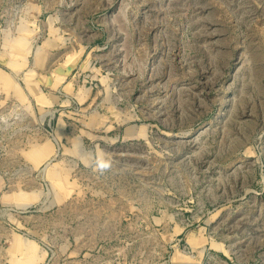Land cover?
<instances>
[{
	"label": "rangeland",
	"instance_id": "374dc122",
	"mask_svg": "<svg viewBox=\"0 0 264 264\" xmlns=\"http://www.w3.org/2000/svg\"><path fill=\"white\" fill-rule=\"evenodd\" d=\"M184 262L264 264V0H0V264Z\"/></svg>",
	"mask_w": 264,
	"mask_h": 264
},
{
	"label": "built area",
	"instance_id": "2783aa9c",
	"mask_svg": "<svg viewBox=\"0 0 264 264\" xmlns=\"http://www.w3.org/2000/svg\"><path fill=\"white\" fill-rule=\"evenodd\" d=\"M50 135H51V138L54 140L57 149L59 150L60 149V145L58 143V140L55 138L54 134L50 133ZM176 244L178 245V242ZM182 251H184V249H182Z\"/></svg>",
	"mask_w": 264,
	"mask_h": 264
},
{
	"label": "crops",
	"instance_id": "0c3cea01",
	"mask_svg": "<svg viewBox=\"0 0 264 264\" xmlns=\"http://www.w3.org/2000/svg\"><path fill=\"white\" fill-rule=\"evenodd\" d=\"M64 88H65L66 90H71V87H69V85H68L67 83L65 84Z\"/></svg>",
	"mask_w": 264,
	"mask_h": 264
},
{
	"label": "bare ground",
	"instance_id": "6f19581e",
	"mask_svg": "<svg viewBox=\"0 0 264 264\" xmlns=\"http://www.w3.org/2000/svg\"><path fill=\"white\" fill-rule=\"evenodd\" d=\"M185 256V255H184ZM188 256V255H187ZM191 257V256H190ZM180 263L182 262V261H179ZM186 262H184L183 264H185Z\"/></svg>",
	"mask_w": 264,
	"mask_h": 264
}]
</instances>
